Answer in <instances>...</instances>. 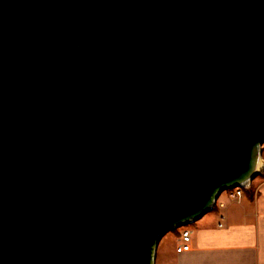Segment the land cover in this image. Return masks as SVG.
<instances>
[{
	"label": "water",
	"instance_id": "1",
	"mask_svg": "<svg viewBox=\"0 0 264 264\" xmlns=\"http://www.w3.org/2000/svg\"><path fill=\"white\" fill-rule=\"evenodd\" d=\"M263 144L264 0H0V264H153Z\"/></svg>",
	"mask_w": 264,
	"mask_h": 264
},
{
	"label": "crops",
	"instance_id": "2",
	"mask_svg": "<svg viewBox=\"0 0 264 264\" xmlns=\"http://www.w3.org/2000/svg\"><path fill=\"white\" fill-rule=\"evenodd\" d=\"M223 194L211 211L186 226L191 251L176 253L179 239L163 236L159 264H264V173L246 185L244 201Z\"/></svg>",
	"mask_w": 264,
	"mask_h": 264
},
{
	"label": "built area",
	"instance_id": "3",
	"mask_svg": "<svg viewBox=\"0 0 264 264\" xmlns=\"http://www.w3.org/2000/svg\"><path fill=\"white\" fill-rule=\"evenodd\" d=\"M245 187L246 185L242 184L239 187H235V188H231L228 189L226 191H224L223 193H227V196H229L230 200L232 201H236V202H242L244 201V197H245ZM220 226L222 227L223 225L220 224ZM192 233L189 229H184L181 232V235H179V242L175 247V251L176 253H185V252H189L191 251L192 248Z\"/></svg>",
	"mask_w": 264,
	"mask_h": 264
},
{
	"label": "rangeland",
	"instance_id": "4",
	"mask_svg": "<svg viewBox=\"0 0 264 264\" xmlns=\"http://www.w3.org/2000/svg\"><path fill=\"white\" fill-rule=\"evenodd\" d=\"M263 146L261 147V153H260V155H261V162H262V168H261V170L259 171V173L257 175H260V174L264 173V156L262 155L263 154ZM187 225H183V226H181V227H179L177 229H174L173 231L169 232L168 234H172L173 235L172 237H174V241L177 242L178 239L180 238L179 235H181V232L186 228ZM174 248H175V245H174ZM158 249H159V246L156 249L157 252H156L155 261L153 262V264H159L158 262H159V253L160 252H159Z\"/></svg>",
	"mask_w": 264,
	"mask_h": 264
},
{
	"label": "bare ground",
	"instance_id": "5",
	"mask_svg": "<svg viewBox=\"0 0 264 264\" xmlns=\"http://www.w3.org/2000/svg\"><path fill=\"white\" fill-rule=\"evenodd\" d=\"M258 156H259V158L257 160V165H256V168H255V174L256 175L259 173V171L262 168L261 155L259 154ZM248 183H250L249 180L244 182V185H247Z\"/></svg>",
	"mask_w": 264,
	"mask_h": 264
}]
</instances>
